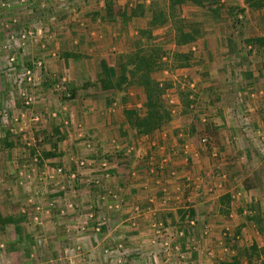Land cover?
Masks as SVG:
<instances>
[{"label":"rangeland","instance_id":"374dc122","mask_svg":"<svg viewBox=\"0 0 264 264\" xmlns=\"http://www.w3.org/2000/svg\"><path fill=\"white\" fill-rule=\"evenodd\" d=\"M4 2L6 7L2 6ZM67 2L62 6L60 0H33L27 3H21L20 0H0V264H162L164 256L154 251L156 248L151 242L154 233L152 225L162 221L157 219L158 215L154 214V220L151 221L148 242L141 246L133 248L130 244L126 245L123 236L120 237V241H115L119 228L112 225L110 213L118 209L102 211L108 217V221L101 235L79 240L76 231L79 225L85 222L88 209V207L81 208V203L87 200L89 204L93 202L97 204L99 194L94 196L92 191L94 186L87 181L88 179L84 178L82 183L90 186L85 193H82L85 189L79 188L81 182L74 184L69 176H64V181L60 180L64 183L60 186L58 177L52 180L47 175L49 164L45 154L61 156L64 152L61 144L55 147L54 138L60 139L61 143L67 141L69 137L71 140L75 139V134L66 128L63 129L64 132L54 131L55 136L48 134L49 128L44 127L51 122L49 116L56 114L55 111L51 110L45 114L40 110L37 113V105H47L45 94L53 85L55 86L53 95H61L59 101L56 100L57 105H62L61 109L73 100V94L65 89V82L62 81V77H67L61 70L65 68L64 64L56 71L49 72L47 60L51 58L57 62L56 65H59L64 55L52 45L54 35L47 30L52 29L51 25L54 21L60 20L61 8L72 10L68 16L74 19L81 10L90 11L100 8L98 0ZM151 2L167 5L168 0H121L120 3L117 0L115 11L118 14L131 10L137 4L149 5ZM129 4L133 6L129 8ZM219 5L222 12L216 16L217 18L215 17L216 19L202 6L184 7L185 17L203 24V34L189 45L177 46L169 25L153 32L152 37H156L169 54V57H164V61H170L175 53L191 54L193 58L188 68H168L157 72L154 77L157 78L155 79L160 87L169 85L161 94L162 101L171 111L170 123L180 125V129H173V133L175 132L177 144L181 145L184 155L187 156L184 151L190 153V148L186 146L189 144L183 142L184 139L188 141V135V139H194L195 143L198 142L201 149H204V158L208 159V168L206 169L204 165V172L199 176H194L190 162L186 163L185 173L187 172V176L191 178L194 177L199 191L197 194L194 191L190 194L188 192V195L186 194L185 198L181 199L182 202L177 205L179 208L174 205L172 207L178 209L176 213L180 214L179 217H182L180 219L185 225L186 221L192 219L188 217L189 213L184 214L192 209L183 210V206H186L185 202L191 204L188 198H191L192 204H202L210 197L214 198L212 196L215 189L207 186L212 182L224 184L226 194L231 197L230 209L242 216V224L234 223L231 227L233 231H225L229 234L224 238L226 240L228 238L231 249L244 257L253 243L264 248V234H259L255 225L247 221L248 212L242 213V210H250L252 205L264 212V57L258 56L248 43L250 39L256 37L264 38V21L263 13L250 11L245 5V0H221ZM239 9H245V13ZM117 16L122 19L119 14ZM70 20L74 22L73 19ZM90 21L91 24H98L91 18ZM122 21L125 22L124 19ZM127 21L129 22L125 24L126 27L130 31L136 29L137 32L146 29L149 18ZM39 28L44 32L41 41L47 50L42 51L40 44L36 46L28 42L22 47L20 35L29 31L36 33ZM54 51L57 52L55 58L50 54ZM15 55L18 60L11 63L10 57ZM40 60L45 62L42 70L35 66ZM27 69H34L39 82L42 81L38 82L34 89L25 83L24 71ZM125 74L126 70L123 71L124 79L128 78ZM43 77H53V79L55 77V79L49 84L43 82ZM126 87L128 89L125 90L140 91L139 87L133 85L128 84ZM26 91L34 92L37 97L32 107L25 108L22 94ZM167 92L175 96L178 105L171 107L167 103L165 98ZM186 95L189 96L188 100ZM119 99L122 104H128V101L125 103L127 97L124 96V100H121V97ZM189 101L191 104L187 106ZM50 108L51 106L47 109ZM36 116L40 118L38 122L33 120ZM52 122L55 123L53 120ZM65 131H67L66 138H63ZM125 131L129 132L125 133L127 137L130 133L134 140L138 137L131 129L126 128ZM203 138L207 139L206 146L201 144ZM32 139L37 140L36 148L28 145ZM73 142L70 143L74 144ZM86 142L90 144L91 141ZM63 148L68 151L69 147ZM38 151L41 157L40 162L37 163L35 158ZM76 154L80 155V153ZM186 179L184 177L182 185L189 191V184L193 185L194 180L190 179L186 182ZM205 184L206 188H202ZM54 185L65 186L63 190L66 193L65 198H62L63 195L60 193H53ZM192 187L194 188V185ZM74 189L79 190L76 202L80 208L76 212L68 209V205L74 203L70 200ZM161 200L164 202L167 199ZM220 200L217 201L220 203ZM51 201L54 202V207L49 209ZM148 202L153 206L157 204L153 196ZM38 206L43 208L41 214L36 210ZM137 207L141 210L139 214L135 210ZM133 211L137 219L138 216L148 212V207L144 209L136 205ZM218 213L223 214V209L221 208ZM36 218L38 221H35ZM168 221L169 228L173 232L184 226L183 224L176 226L171 220ZM205 224L207 225L208 222ZM205 224L202 223L200 226L199 222L194 230L188 232L193 239L198 240L199 237L197 241L199 243L202 235L209 236L204 234L207 229L203 226ZM130 227L132 232H139V223L136 220L131 222ZM240 228L242 229L238 234L239 237H234ZM89 234L93 235V232ZM240 240L242 243L239 242ZM147 243L150 249L146 248ZM120 245L123 246L121 251L118 250ZM78 246L82 248L78 249ZM232 257L228 255L225 260ZM242 259L246 262L245 258ZM189 261L191 263L194 261L192 254Z\"/></svg>","mask_w":264,"mask_h":264},{"label":"crops","instance_id":"0c3cea01","mask_svg":"<svg viewBox=\"0 0 264 264\" xmlns=\"http://www.w3.org/2000/svg\"><path fill=\"white\" fill-rule=\"evenodd\" d=\"M98 1L100 2V8L97 9L98 11L95 9H91L90 11L81 10L76 19L68 16V14L72 13V10L66 7L61 8V13L59 14L61 21H54L51 25L52 29L48 28L50 31H47L53 32L54 35L52 45L60 50L61 55H64L59 65H56L57 62H54L51 58L47 60L49 72L56 71L64 64L65 68L61 70H63L62 72L65 73L67 77H62V81L64 80L65 82V89L73 94V100L70 101L69 105L66 104V106L61 109L62 105L56 104V100H58L61 95H53V93H55V86L53 85L50 91H46V94L44 93L47 96V107L43 104H39V106H36V109L37 113L41 110L40 112L47 114L52 110L55 111L57 115V117H54V114L49 116L55 123L51 120V122L49 124L47 123L46 127H44L49 128L47 131L48 134L55 136L54 131L60 130L64 132L63 129L65 128L68 129V131L71 130L72 133L75 134V139L71 140V137H69L67 141H63L62 143L59 142L60 139L54 138L55 147L61 144L64 152L61 156L53 154L54 156L47 158L49 168H47L46 172H53L58 167H65L67 172L66 177H68L70 171L73 170V165L69 161V156L74 153L85 155L95 166H97L103 158L113 163L114 168L110 171L112 179L108 181V183L106 182V185H108L105 189L119 193L123 202L121 209L110 213L112 225L114 224L119 228V233L115 235V241H120V237L123 236L124 243L126 245L130 244V246L134 248L143 245L146 241L148 242L151 233L150 224L152 219L154 220V214L155 216L158 215L157 219H162L164 221L171 220L172 224L176 226L184 223V221L180 219L182 217H179L180 214L176 213L178 209H175L172 205L179 208L177 205L182 202L181 199L185 198L188 192L190 194L194 191L197 194L199 191L195 185L194 177L191 178L187 176L184 167H187L186 163L190 162L189 164L191 165L190 167L192 168L193 175L199 176L204 172V165L206 169L208 168V159L204 158V149H201L198 142L195 143L194 139H188V135L187 140L189 142L185 139L183 142L189 144V146L187 144L186 146L190 148V153L184 151L187 156L184 155L181 145L179 146L177 144L175 132L173 133V129H180V125L178 126L176 123L169 122L161 127V129L157 131L160 137L156 134L157 132L151 135L138 136L135 138L136 141L131 133L128 134V137L126 136L125 133L128 131H125L124 113L126 110L134 109L138 110L139 113L145 114L144 104L146 96L143 89L136 85H133V87H139L140 91L138 90L136 92L135 89L131 91L130 89L125 90L128 84L124 82L123 71L125 68L122 63L127 57L133 54L139 46L146 47L149 42L147 39L141 37V31L145 29L137 30V32L136 29L130 31L125 25L129 21L125 19V22L122 21L123 17L120 19V17L117 16V11H115L116 16L112 22L104 21L100 17V13L104 12L105 0ZM120 2L121 0H118V3ZM131 6L133 5H128L129 8ZM65 18L69 19L65 20ZM90 18L98 24H91ZM70 19H73L74 22ZM148 26L149 25L145 28L147 29ZM134 33L137 37H135ZM151 41L152 44L161 45V42H158L156 37H152ZM73 45L74 47H72ZM103 65L113 71L112 81L115 84H120L122 86L121 90H102L100 82H102L101 80L103 79ZM156 75L157 74L154 73V76ZM54 79L53 77H43V82H49L50 84L52 82L51 80ZM126 91L128 92L126 93ZM132 92L133 96L131 95ZM124 96L127 97L125 101V103L128 101L127 105L122 104L119 99L121 97V100H124ZM48 104L52 109H47L50 107ZM68 121L69 124H67ZM66 133L67 131L63 133V138H66ZM72 141H74V144L70 143ZM86 141L91 142L87 144ZM153 143L158 144L160 149H156L154 161H151L150 155H152L155 149V147L152 146ZM88 145H91V148H88ZM131 145L137 147L138 153L127 156V148ZM64 146L69 147L68 151H65L63 148ZM117 147L122 149L118 150ZM53 151L55 152V149ZM164 161H166L165 165ZM157 167L163 170L159 173H152L153 169L157 171ZM86 174L87 175L84 174L85 176L83 175L80 177L82 185H79V188L85 189V191L82 190V193H85L88 186H90L89 184L82 183L84 178L89 181L90 179L93 180L95 176L102 175V173L99 172L95 174L88 172ZM184 177L187 178L186 182L190 179L191 181L194 180V188L192 184H189L190 187L188 188L190 189L187 191V187L182 185L184 184ZM64 179L65 177L57 178L59 181H64ZM63 183L64 182L60 181V186H62L61 184ZM206 186L205 184L202 188H206ZM207 187L215 189L214 195L212 194L214 198L210 197L208 201L202 204H192L193 201L191 198H188L191 204L185 202L186 206H183V210L192 209L190 210L194 212V217L192 219H196L198 223L200 222V226L202 223L205 224V222H208L207 225L205 224L203 226H206L210 232L207 237L202 235V239L200 240L201 243L197 242L199 237L198 240L194 238L195 248L192 252L194 259L192 264H221V262L224 261L222 260L224 245L228 244L227 246L231 250V243H226L227 240L224 238L225 231L229 230L232 232L233 228L231 229V227L234 223L242 224V216L235 214L233 209H230L231 212L228 216L218 213L221 209V205L217 200L227 195L224 190V184L212 182L210 186ZM64 189L65 186H56L53 193H60L63 195L61 197L65 198L66 193L63 192ZM105 189L100 190L94 187L92 191L94 192V196H96V194H100L102 191L104 192ZM203 190L207 191L205 189ZM152 196L157 200V204L154 206L148 202ZM162 198L167 200L163 202V200H161ZM70 200L76 203V197L71 196ZM86 201H82L81 208L86 209L90 206V202L88 203ZM136 205H140L144 209L148 207V212L142 216H138L137 219L133 211ZM186 213L187 212H184V214ZM246 213L247 210H244V214ZM133 220L139 223L138 233L131 231L132 228L130 224ZM239 242L242 243L241 240ZM146 248H151L149 243H147ZM210 251L213 255L210 254ZM231 251L233 255L236 254L234 249Z\"/></svg>","mask_w":264,"mask_h":264},{"label":"trees","instance_id":"16d2710c","mask_svg":"<svg viewBox=\"0 0 264 264\" xmlns=\"http://www.w3.org/2000/svg\"><path fill=\"white\" fill-rule=\"evenodd\" d=\"M117 0H105L104 12L100 13V17L107 22H112L115 15V3ZM207 4H206V3ZM221 0H168L167 5L159 4L158 2H151L149 5L145 3L137 4L131 10L119 12V16L125 20L145 18L148 17V28L141 31V37L147 39L149 44L146 47H138L133 54H131L122 63L126 70L124 82L129 85H136L143 89L146 96L144 104L145 114H140L138 110L129 109L125 111V127L136 132L139 137L144 135H151L157 132L165 124L169 123L172 115L171 111L162 101L161 94L165 91L166 85L160 87L159 83L154 77V73L164 71L168 68H188L192 63V56L183 53H175L171 56L170 61H164V57L169 54L161 45L152 44L153 32L166 25L171 26L174 34V42L177 46L182 47L189 45L197 40L203 34V24L198 23L195 19L187 18L183 15L184 7L202 6L216 17L222 12L220 7ZM246 7L252 11L262 12V19L264 21V0H245ZM234 11V9H233ZM245 13V9H239ZM209 17V15H207ZM217 18V17H216ZM215 18V19H216ZM248 43L252 46L254 52L260 57H264V38L256 37L250 39ZM103 79L100 82L102 90H116L122 89L120 84H115L112 81L113 71L102 66ZM252 78V77H247ZM189 99V96L187 97ZM191 101L187 103L190 106ZM10 144V143H9ZM12 146V145H8ZM53 154H45V157H52ZM220 205L223 209V214L230 215V195H225L220 198ZM248 210L247 221L255 225L259 234H264V212L258 210L256 206L252 205ZM188 217H194V212H187ZM244 213V210H242ZM244 225L242 226V228ZM234 234V237H239L241 229ZM104 230V229H103ZM228 238H227V242ZM228 245V244H227ZM232 250V249H231ZM245 258L246 262H243ZM221 264H264V248L259 247L257 243L249 246L248 251L244 257L236 253L231 259L224 260Z\"/></svg>","mask_w":264,"mask_h":264},{"label":"built area","instance_id":"2783aa9c","mask_svg":"<svg viewBox=\"0 0 264 264\" xmlns=\"http://www.w3.org/2000/svg\"><path fill=\"white\" fill-rule=\"evenodd\" d=\"M29 1H33V0H20L21 3H27ZM67 1H71V0H60L62 6L68 3ZM2 6L6 7L5 2L2 4ZM43 33H44L43 30L39 28L38 32L36 33H34L33 31H29L28 33L21 34L19 37V40L21 41V46L25 47L27 42L29 44L36 45V46L40 44L39 46L41 50L46 51L47 50L46 46L41 41L43 39L41 37ZM193 50H195V48H193ZM50 54L54 58L57 57V52L55 51ZM17 60H18L17 55L10 57L11 63H15L17 62ZM35 66L37 67V69L42 70V68L45 66V62L40 60L35 64ZM24 72H25L24 78H25L26 85H29L31 88L34 89L39 82V77H36V74H35L36 71L34 69H27ZM169 93L170 92H167L165 96L167 103L170 104L171 107L178 105L177 103L178 101L176 100L175 96H172V94L170 95ZM34 94H35L34 92L29 93L28 91L22 94V97H24L25 108L32 107L35 104L37 97ZM131 95L133 96V92L131 93ZM56 116L57 115L54 114V117ZM33 120L38 122L40 118L36 116V118H34ZM67 124H69V122H67ZM36 144H37L36 139L30 140V143H28L29 146H32V147L34 146L35 148H36ZM201 144H204L206 146L207 139L203 138L201 141ZM152 146H154L155 149L152 155H150V157H151V161H154V157L156 155L155 151L156 149H160V147L158 144H154V143L152 144ZM87 147L91 148V145H88ZM117 149L120 150L122 148L117 147ZM126 152H127L126 153L127 156H132L133 154L138 153V149L135 145H131L130 147L127 148ZM36 156L37 157L35 158V160L38 163L40 162V157H41L39 154V151L37 152ZM69 161L73 165V170L70 171L68 176L71 182L74 184L77 182H81L80 177L83 176L84 174L87 175L86 173L88 172L91 174H95L98 172L102 173L101 176H95L93 180L92 179L89 180L90 183H92L94 187H96L97 189L99 188L100 190H104L106 188V182L108 183V181L112 179V175L110 171L112 168H114L113 167L114 165L112 162L108 161V159L106 158H103L102 161H100V163L97 166H95V164L92 161H89V159L85 157V155H82V154L80 155L73 154L69 156ZM165 162L166 161H164V165L166 164ZM161 170L163 169L157 167V171L153 169L152 173H159ZM47 175L52 180H54L56 177H64L67 175L66 168L58 167L53 171L52 174L47 172ZM77 191L79 192V190L74 189V192H73L74 197H79V194ZM98 196H99L98 203L94 204L95 202H93L92 204H90V206L86 210L87 215L85 217V222L82 223V225H79L76 231L77 239L79 240L87 238V237H92L94 235L95 236L101 235L102 230L104 229V227H106L107 221H108L107 219L108 217L104 215L102 211L103 210L112 211V210H117V209L119 210L123 206V202H122V198L120 194L114 192L113 190L105 189V191L100 192ZM49 203L50 204L48 208L52 209L54 207V202L51 201ZM79 208H80V205H78L77 202L70 203L68 205V209H70L73 212H76L77 210H79ZM36 210L39 214H41L42 213L41 210H43V208L41 206H38ZM135 210L138 214L141 212L139 207H137ZM35 221H38V218H36ZM197 222L198 221L196 219H189L188 221H186L185 225L183 224L184 225L183 227L178 228L174 232L172 229L169 228V221L162 220L159 223H154V225H152L154 233H153L151 242H152L153 247L156 248V250L154 251L155 252L158 251L162 256H164V261L162 264H192L189 261V259H190V255L193 252V249L195 248V242H194V239L191 237V235L188 234V232H191L198 226ZM69 232H71L70 229H69ZM90 232H93V235H90L89 234ZM204 234L209 235L210 234L209 229H206V231H204ZM227 236H228V233L225 232L224 237H227ZM81 248H82L81 246H78V249H81ZM122 249H123V246L120 245L118 250L121 251ZM210 254H212L211 251H210ZM228 255L232 256L233 253L227 247V245H224V250H223L224 257H222L223 258L222 260H225V257ZM80 264H84V263H80Z\"/></svg>","mask_w":264,"mask_h":264}]
</instances>
